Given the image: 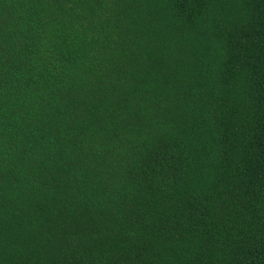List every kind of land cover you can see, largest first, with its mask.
I'll use <instances>...</instances> for the list:
<instances>
[{
    "label": "trees",
    "instance_id": "1",
    "mask_svg": "<svg viewBox=\"0 0 264 264\" xmlns=\"http://www.w3.org/2000/svg\"><path fill=\"white\" fill-rule=\"evenodd\" d=\"M0 264H264V0H0Z\"/></svg>",
    "mask_w": 264,
    "mask_h": 264
}]
</instances>
